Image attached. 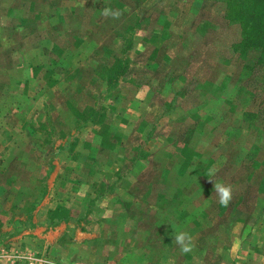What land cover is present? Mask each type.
<instances>
[{
  "label": "rangeland",
  "instance_id": "374dc122",
  "mask_svg": "<svg viewBox=\"0 0 264 264\" xmlns=\"http://www.w3.org/2000/svg\"><path fill=\"white\" fill-rule=\"evenodd\" d=\"M251 1L0 0V264H264Z\"/></svg>",
  "mask_w": 264,
  "mask_h": 264
},
{
  "label": "trees",
  "instance_id": "16d2710c",
  "mask_svg": "<svg viewBox=\"0 0 264 264\" xmlns=\"http://www.w3.org/2000/svg\"><path fill=\"white\" fill-rule=\"evenodd\" d=\"M251 6L246 7L245 10V17L243 19L244 26H247L244 29V37L250 41V39L260 37L264 39V22L260 21V30H255V25H257V22L261 20L264 17V0L260 2V0L251 1ZM251 18L250 24L253 23V27L247 25V21ZM264 50V49H263Z\"/></svg>",
  "mask_w": 264,
  "mask_h": 264
},
{
  "label": "clouds",
  "instance_id": "9594fccd",
  "mask_svg": "<svg viewBox=\"0 0 264 264\" xmlns=\"http://www.w3.org/2000/svg\"><path fill=\"white\" fill-rule=\"evenodd\" d=\"M214 191L219 197V203L227 207L232 200V187L231 185H225L215 182ZM175 242L180 245L181 251L187 253L192 248V238L187 233L180 232L175 234Z\"/></svg>",
  "mask_w": 264,
  "mask_h": 264
},
{
  "label": "crops",
  "instance_id": "0c3cea01",
  "mask_svg": "<svg viewBox=\"0 0 264 264\" xmlns=\"http://www.w3.org/2000/svg\"><path fill=\"white\" fill-rule=\"evenodd\" d=\"M180 55V54H179ZM177 55H176V57H173L172 58V60H171V62L172 61H175L176 63H177V65H180V67L182 66H184L185 65V61H184V59H183V55H180L177 59ZM179 70V69H178ZM183 71V70H182ZM181 71V72H182ZM183 74H184V72H183Z\"/></svg>",
  "mask_w": 264,
  "mask_h": 264
}]
</instances>
